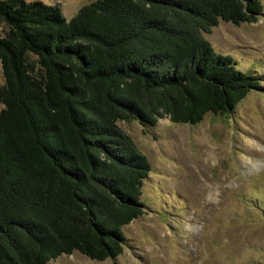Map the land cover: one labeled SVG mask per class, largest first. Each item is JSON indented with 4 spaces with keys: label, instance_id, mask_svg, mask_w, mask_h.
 Segmentation results:
<instances>
[{
    "label": "trees",
    "instance_id": "obj_1",
    "mask_svg": "<svg viewBox=\"0 0 264 264\" xmlns=\"http://www.w3.org/2000/svg\"><path fill=\"white\" fill-rule=\"evenodd\" d=\"M263 0H0V264L125 250L141 216L147 155L119 125L227 115L257 75L204 36L257 22Z\"/></svg>",
    "mask_w": 264,
    "mask_h": 264
},
{
    "label": "rangeland",
    "instance_id": "obj_2",
    "mask_svg": "<svg viewBox=\"0 0 264 264\" xmlns=\"http://www.w3.org/2000/svg\"><path fill=\"white\" fill-rule=\"evenodd\" d=\"M27 1L58 5L70 21L95 0ZM204 36L257 75L262 89L232 113L207 114L198 124L120 121L152 164L144 213L124 227L118 257L99 261L76 251L47 264H264V13L240 25L221 20Z\"/></svg>",
    "mask_w": 264,
    "mask_h": 264
},
{
    "label": "bare ground",
    "instance_id": "obj_3",
    "mask_svg": "<svg viewBox=\"0 0 264 264\" xmlns=\"http://www.w3.org/2000/svg\"><path fill=\"white\" fill-rule=\"evenodd\" d=\"M213 189V188H212ZM211 193V192H210ZM210 195H212V194H210Z\"/></svg>",
    "mask_w": 264,
    "mask_h": 264
}]
</instances>
